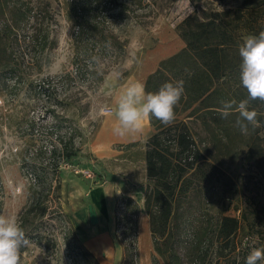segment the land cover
I'll return each mask as SVG.
<instances>
[{
	"label": "rangeland",
	"instance_id": "374dc122",
	"mask_svg": "<svg viewBox=\"0 0 264 264\" xmlns=\"http://www.w3.org/2000/svg\"><path fill=\"white\" fill-rule=\"evenodd\" d=\"M44 1L50 3L48 10L53 17L49 22L48 39L55 40L56 46L38 51L36 42L31 47L20 45L18 63L30 81L67 72L74 76L76 67L75 29L66 19L62 0ZM122 1L128 5L130 19L107 22L106 26L118 29L120 39L127 41L126 54L109 53L99 58L95 49L91 57L85 55L76 60L83 74L85 69L96 68L97 75L75 78L72 92L80 91L78 97L88 103L89 108L82 115L73 107L63 112L81 132V138L77 139L80 152L61 162L58 173L47 172L49 160L41 152L47 143L46 126L51 123L42 116L45 102L34 97L25 86H15L14 80L0 81V214L16 215L25 233L31 235L21 264H86L75 243L84 245L85 228L100 229L98 224L91 225L88 221L91 205L88 189L115 187L116 183L122 188V179H129L130 183L125 182V185L131 196L122 198L121 192L109 209L106 227H103V232L111 236L113 249H101L94 256L102 260L100 264H164L154 251L148 217L143 209L144 184H147L142 173L145 142L153 128L146 120L142 131L123 137L116 135L113 131L117 123L116 103L130 82L144 84L161 61L183 47L176 26L185 17H202L207 11L235 8L242 0ZM247 35L242 32L243 38ZM185 122L200 147L208 144L209 135L199 115ZM239 149L236 156L222 160L221 167L233 181V188L217 200L218 206L210 210V215L215 222L222 204L225 207L230 204L231 209L238 207L237 248L231 255L245 264L253 248L264 247V181L244 162L245 147ZM131 166L134 174L128 172ZM85 172L91 176H85ZM37 175H41L43 181ZM128 199L131 202L128 203ZM213 253L211 249L208 257L211 261Z\"/></svg>",
	"mask_w": 264,
	"mask_h": 264
},
{
	"label": "trees",
	"instance_id": "16d2710c",
	"mask_svg": "<svg viewBox=\"0 0 264 264\" xmlns=\"http://www.w3.org/2000/svg\"><path fill=\"white\" fill-rule=\"evenodd\" d=\"M49 6L44 0H0V81L14 80L15 86H25L45 102L42 116L51 123L46 126L47 143L41 152L49 160L47 172L58 173L61 162L80 152L77 139L81 132L63 112L73 107L82 115L89 108L78 97L80 91L72 92L75 78L97 75L96 68L85 69L83 74L76 60L91 57L95 49L99 58L109 53L126 54L127 41L120 39L118 29L106 23L127 21L130 15L122 0H62L66 19L75 29L74 76L67 72L30 81L18 63L17 51L20 45L31 47L34 42L38 51L56 46L55 40L48 39L53 18ZM262 30L264 0H242L235 8L207 11L202 17L188 15L176 26L183 47L161 61L144 82L146 93L158 92L164 83L178 80L184 81L185 89L171 124L165 125L154 117L148 119L153 132L145 142L147 184L143 209L154 251L164 264H241L231 255L237 248L238 207L231 209L230 204H222L215 222L210 210L218 206L219 198L232 191L233 181L221 165L223 159L236 156L240 146L246 149L244 162L264 181V104L250 102V108L259 114L260 126H249L247 136L234 126L235 113L224 119L218 109L222 100L239 102L247 98L240 81L238 47L243 41L242 32L258 35ZM198 115L209 135L203 147L185 122ZM37 178L43 181L41 175ZM26 236L31 238L30 233ZM75 246L86 264H100L82 243ZM211 249L213 261L208 258Z\"/></svg>",
	"mask_w": 264,
	"mask_h": 264
},
{
	"label": "clouds",
	"instance_id": "9594fccd",
	"mask_svg": "<svg viewBox=\"0 0 264 264\" xmlns=\"http://www.w3.org/2000/svg\"><path fill=\"white\" fill-rule=\"evenodd\" d=\"M240 81L246 89L247 98L222 100L218 109L222 118L236 114L234 126L241 134L247 135L249 126L259 127L258 112L250 108L251 101L264 104V30L258 35L243 38L238 47ZM119 77V73H117ZM184 81L164 83L158 92L145 91L140 81L130 82L116 103L117 123L113 129L118 136H126L142 131L145 121L154 117L167 125L175 119V106L184 94ZM29 241L16 215L0 214V264H20V251ZM264 261V247L253 248L246 257L245 264Z\"/></svg>",
	"mask_w": 264,
	"mask_h": 264
},
{
	"label": "crops",
	"instance_id": "0c3cea01",
	"mask_svg": "<svg viewBox=\"0 0 264 264\" xmlns=\"http://www.w3.org/2000/svg\"><path fill=\"white\" fill-rule=\"evenodd\" d=\"M129 164H132L130 162ZM128 172L134 174V167H129ZM142 173L145 178V166L143 162V170ZM124 178V177H122ZM125 182H129L128 180L122 179V188L119 183H116V186H95L88 189L87 197H89L90 203L94 209L96 210L98 216V225L100 229L96 227V230L90 231L89 229L85 228L84 235H86V239L84 241V245L86 246L89 251L96 256L97 252L101 249H113V242L111 239L110 234L107 231L103 232V227H106V218L109 215V209L111 208L112 204H114L117 197L120 196L122 192V198L124 196L130 197L131 195L126 192L127 186ZM133 184V183H132ZM136 186V185H133ZM131 187V186H130ZM145 187V184H144ZM89 221V220H88ZM96 224V225H97ZM102 224V229H101ZM102 230V232L100 231ZM98 262L102 261L100 258L97 257ZM101 263V262H100Z\"/></svg>",
	"mask_w": 264,
	"mask_h": 264
},
{
	"label": "water",
	"instance_id": "95a60500",
	"mask_svg": "<svg viewBox=\"0 0 264 264\" xmlns=\"http://www.w3.org/2000/svg\"><path fill=\"white\" fill-rule=\"evenodd\" d=\"M88 219L91 225H96L98 223V216L92 205L88 206Z\"/></svg>",
	"mask_w": 264,
	"mask_h": 264
},
{
	"label": "built area",
	"instance_id": "2783aa9c",
	"mask_svg": "<svg viewBox=\"0 0 264 264\" xmlns=\"http://www.w3.org/2000/svg\"><path fill=\"white\" fill-rule=\"evenodd\" d=\"M85 176L90 177L91 175L89 172H87V173L85 172Z\"/></svg>",
	"mask_w": 264,
	"mask_h": 264
},
{
	"label": "bare ground",
	"instance_id": "6f19581e",
	"mask_svg": "<svg viewBox=\"0 0 264 264\" xmlns=\"http://www.w3.org/2000/svg\"><path fill=\"white\" fill-rule=\"evenodd\" d=\"M112 112H113V110H111L110 112H108V114L110 115V114H112Z\"/></svg>",
	"mask_w": 264,
	"mask_h": 264
}]
</instances>
